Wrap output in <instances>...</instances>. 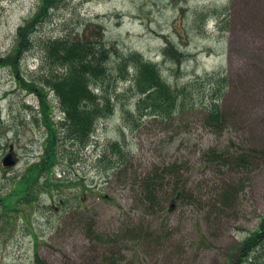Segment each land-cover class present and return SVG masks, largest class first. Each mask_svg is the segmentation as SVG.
I'll list each match as a JSON object with an SVG mask.
<instances>
[{
    "label": "rangeland",
    "instance_id": "rangeland-1",
    "mask_svg": "<svg viewBox=\"0 0 264 264\" xmlns=\"http://www.w3.org/2000/svg\"><path fill=\"white\" fill-rule=\"evenodd\" d=\"M38 3L0 0V57ZM33 34L20 64L35 80L50 40L107 41L112 70L101 86H89L112 98L115 112L95 120L85 144L55 143L51 178L42 172L33 180L34 195L9 208L0 200V264H230L239 257L264 220V0H65ZM120 53H141L158 66L180 95L173 114L137 110L133 71L122 77ZM16 74L0 68L4 197L52 133L38 95ZM48 98L51 117L64 120L55 94ZM213 100L224 116L217 131L207 120ZM11 148L18 163L5 168ZM215 149L232 158L214 157ZM155 174L159 196L150 204L142 182ZM252 247L253 262L264 264V241Z\"/></svg>",
    "mask_w": 264,
    "mask_h": 264
},
{
    "label": "trees",
    "instance_id": "trees-1",
    "mask_svg": "<svg viewBox=\"0 0 264 264\" xmlns=\"http://www.w3.org/2000/svg\"><path fill=\"white\" fill-rule=\"evenodd\" d=\"M63 2L65 0H39L36 12L18 27L16 43L11 52L5 57H0V68H13L26 89L38 95L45 124L52 128L48 143H44L40 160L34 165H30L22 177L14 183L12 193L5 197L0 196L4 207L13 206L24 194L34 195L31 192L33 180L43 177L42 172H50L51 178V169L57 162L56 152L53 151V146L56 148V142L73 145V141L79 143L78 141L81 140L82 144H85L91 136L95 120L100 119V116H109L115 112V101L104 94L95 93L89 86L92 80H100L96 85L101 86V82L112 70L109 63L113 56V50L107 41L102 42L105 47H101L97 41L68 36L50 40L47 54L44 56L41 66L43 73L40 77L37 80L27 78L21 72L20 62L25 54L32 49L33 33L44 21H47L52 10L58 8ZM116 63L122 65L126 70L122 73L124 79L129 77V68L133 71L132 90L139 98L136 103L138 111L149 110L152 114L164 117H167L166 114L175 112L178 107L179 92L162 77V73L155 63L148 61L141 53H120ZM50 92L55 94L65 113V119L59 122L51 117L52 106L48 98ZM206 107L209 111L207 120L210 128H214L216 131L221 130L224 127V116L218 100L211 101ZM58 126L61 129L60 134ZM109 149L114 154L122 155L123 153L119 143H112ZM212 154L217 158H232L229 154L225 155L216 149L212 151ZM106 155L104 153L102 159H105ZM158 180L159 176L155 174L148 175L142 182V199L146 203L152 204L158 199ZM176 187L177 190H174L176 191L174 194L178 195L182 189ZM174 194L172 195L174 196ZM263 241L264 220L256 231L244 239L242 247L239 248V257L238 252L235 253L236 256L230 257L231 262L238 264L239 260V263L243 264L251 260L252 264H257L251 258L252 246L259 242L263 243ZM231 262L230 264H232Z\"/></svg>",
    "mask_w": 264,
    "mask_h": 264
},
{
    "label": "water",
    "instance_id": "water-1",
    "mask_svg": "<svg viewBox=\"0 0 264 264\" xmlns=\"http://www.w3.org/2000/svg\"><path fill=\"white\" fill-rule=\"evenodd\" d=\"M3 163L5 166H13L16 164V159L14 158V154L12 151L5 156Z\"/></svg>",
    "mask_w": 264,
    "mask_h": 264
}]
</instances>
